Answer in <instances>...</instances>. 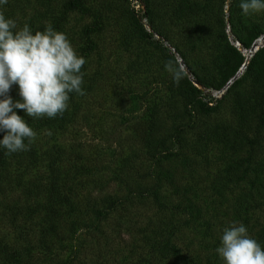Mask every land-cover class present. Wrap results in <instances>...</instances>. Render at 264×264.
Segmentation results:
<instances>
[{
  "label": "rangeland",
  "instance_id": "1",
  "mask_svg": "<svg viewBox=\"0 0 264 264\" xmlns=\"http://www.w3.org/2000/svg\"><path fill=\"white\" fill-rule=\"evenodd\" d=\"M230 1L0 5L17 30L65 33L86 61L85 95L70 93L62 117L14 109L37 135L27 151L0 147V264H224L234 222L264 249V12L232 0L230 28ZM9 95L22 102L18 85ZM154 184L164 210L145 194Z\"/></svg>",
  "mask_w": 264,
  "mask_h": 264
},
{
  "label": "clouds",
  "instance_id": "2",
  "mask_svg": "<svg viewBox=\"0 0 264 264\" xmlns=\"http://www.w3.org/2000/svg\"><path fill=\"white\" fill-rule=\"evenodd\" d=\"M7 3L0 0V5ZM240 8L245 16L264 12V0H242ZM85 63L65 33L55 31L50 24L35 34L27 23L17 30L16 22L0 12V97H4L0 99V131L7 133L0 147L6 154L30 150L37 135L14 109L25 110L31 118L62 117L69 107L70 93L85 95V73L81 71ZM165 67L179 86L183 69L172 60ZM13 85L19 86L22 102H13L9 95ZM47 135H52L51 130ZM216 252L224 264H264V249L249 236L243 223L234 222L223 230Z\"/></svg>",
  "mask_w": 264,
  "mask_h": 264
},
{
  "label": "trees",
  "instance_id": "3",
  "mask_svg": "<svg viewBox=\"0 0 264 264\" xmlns=\"http://www.w3.org/2000/svg\"><path fill=\"white\" fill-rule=\"evenodd\" d=\"M137 2H139V3H141L142 4V6L144 5V7H145V0H137ZM233 1L231 0L230 1V3L228 4V13H229V15H228V22L230 23V28L231 27H233V25L231 24V11H233ZM67 8L68 9H78L79 8V6H78V4L77 3H75V2H70L68 5H67ZM139 12V11H138ZM141 18V19H140ZM140 18H137L136 17V22H137V24L140 26V28L143 30V35L144 36H147V37H152L153 36V34H155V33H153V31H152V29H151V32H148V31H146V30H144V24L141 22L142 21V19H148V14L145 12V14L144 15H142ZM217 21H218V25L219 26H223V21H224V18H223V15L221 14L220 15V17L217 19ZM148 26H150L149 25V22H148ZM249 38L252 40V39H257V34L256 33H251L250 35H249ZM162 44V43H161ZM160 47H162V48H165V47H163V45H160ZM241 63V62H240ZM239 63V64H240ZM254 63L255 62H253L252 61V63H249V66H248V69H251V68H253V65H254ZM238 64V65H239ZM238 65L237 66H235V67H233V68H230V71L228 70V75H227V78L224 80V83L223 84H225L230 78H232L233 76H234V74L236 73V71H237V67H238ZM184 77L186 78V75L184 74ZM192 79H193V81L194 82H196L197 84H199L200 86H202V87H204V88H209V85L208 84H206L205 82H203L202 80H199L198 78H196L195 76H193V74H192ZM196 93H198V94H201V92L199 91V90H196ZM209 100H212L211 98H209ZM258 120H259V124H258V127L259 128H264V116H259V118H258ZM1 163V162H0ZM145 194L146 195H148V196H152L153 197V199H154V201L157 203V207L160 209V210H164L165 209V206L160 202V200H159V196H158V192H157V186H156V184H154L153 186H151V187H149V188H147L146 190H145Z\"/></svg>",
  "mask_w": 264,
  "mask_h": 264
},
{
  "label": "built area",
  "instance_id": "4",
  "mask_svg": "<svg viewBox=\"0 0 264 264\" xmlns=\"http://www.w3.org/2000/svg\"><path fill=\"white\" fill-rule=\"evenodd\" d=\"M134 4H135V7L137 9H140L139 6L143 7L141 3L137 2V0H133Z\"/></svg>",
  "mask_w": 264,
  "mask_h": 264
},
{
  "label": "water",
  "instance_id": "5",
  "mask_svg": "<svg viewBox=\"0 0 264 264\" xmlns=\"http://www.w3.org/2000/svg\"><path fill=\"white\" fill-rule=\"evenodd\" d=\"M261 40H264V37L261 38ZM255 44H256V41H255ZM254 45V44H253ZM254 47V46H253ZM236 78V75L232 78V80H234ZM196 83V82H195ZM197 84V83H196Z\"/></svg>",
  "mask_w": 264,
  "mask_h": 264
}]
</instances>
